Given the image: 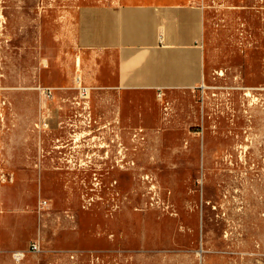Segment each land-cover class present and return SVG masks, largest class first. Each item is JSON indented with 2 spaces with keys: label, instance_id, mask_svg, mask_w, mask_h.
<instances>
[{
  "label": "rangeland",
  "instance_id": "rangeland-1",
  "mask_svg": "<svg viewBox=\"0 0 264 264\" xmlns=\"http://www.w3.org/2000/svg\"><path fill=\"white\" fill-rule=\"evenodd\" d=\"M118 1L0 0V264H264V0H205L206 80L121 110L60 34Z\"/></svg>",
  "mask_w": 264,
  "mask_h": 264
},
{
  "label": "crops",
  "instance_id": "crops-1",
  "mask_svg": "<svg viewBox=\"0 0 264 264\" xmlns=\"http://www.w3.org/2000/svg\"><path fill=\"white\" fill-rule=\"evenodd\" d=\"M71 12L66 9L61 17L64 25L60 23L65 49L78 51L77 67L82 57V83L114 93L120 110L161 91L195 89L210 74L204 44L205 0H120L85 4ZM2 97L0 89V199ZM2 223L0 213V248Z\"/></svg>",
  "mask_w": 264,
  "mask_h": 264
},
{
  "label": "built area",
  "instance_id": "built-area-1",
  "mask_svg": "<svg viewBox=\"0 0 264 264\" xmlns=\"http://www.w3.org/2000/svg\"><path fill=\"white\" fill-rule=\"evenodd\" d=\"M77 81L80 84V88L83 89L82 90V93L83 92H87L88 87H85V86L84 87H81L82 80H81V77L80 76L77 78ZM39 88L41 89L42 93L45 94V95H47V96H49L53 92L52 89H51V87H39ZM38 247H39L38 246V243H33L32 244V248L33 249H37Z\"/></svg>",
  "mask_w": 264,
  "mask_h": 264
}]
</instances>
